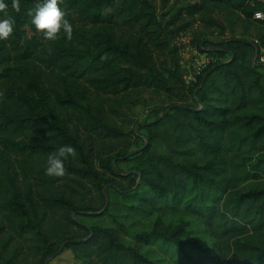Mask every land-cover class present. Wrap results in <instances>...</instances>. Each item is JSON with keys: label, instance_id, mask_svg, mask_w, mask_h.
I'll return each mask as SVG.
<instances>
[{"label": "trees", "instance_id": "1", "mask_svg": "<svg viewBox=\"0 0 264 264\" xmlns=\"http://www.w3.org/2000/svg\"><path fill=\"white\" fill-rule=\"evenodd\" d=\"M36 2L20 0L17 13L5 0L15 26L0 41V261L18 250L17 239H33L28 248L39 264L63 252L76 264H161L139 246L161 240L190 264H264V67L252 65L264 47V20L251 19L264 12L262 2L198 0L166 10L169 0H161L160 14L155 0H62L74 26L70 42L43 40L27 15ZM218 12L237 21L219 20ZM198 21L204 24L195 28ZM210 28L215 40L207 37ZM250 30L253 45L244 42ZM189 31L192 46L218 60L186 82L174 42ZM229 53L233 59L213 70ZM88 93L111 96L115 117L134 105V96L149 94L156 105L127 134L102 106L86 102ZM128 139L143 144L130 152ZM96 141L125 151L91 156ZM63 145L78 156L65 161V176L46 175L47 156ZM123 164L134 174L123 175ZM114 179L129 185L115 188ZM59 183L73 193L89 184L98 205H77L56 189ZM109 184L127 211L154 216L150 231L135 234L136 245L124 244L114 228L70 218L103 210L100 217L113 221L102 191ZM56 208L66 213L65 228L50 237L46 223ZM176 215L200 224L206 240L198 242L194 225L164 222ZM8 255L3 264L14 261Z\"/></svg>", "mask_w": 264, "mask_h": 264}, {"label": "rangeland", "instance_id": "2", "mask_svg": "<svg viewBox=\"0 0 264 264\" xmlns=\"http://www.w3.org/2000/svg\"><path fill=\"white\" fill-rule=\"evenodd\" d=\"M161 0H155V3L157 5V10L160 14H162V11L159 6H160ZM198 0H169L167 3L166 10L175 5L174 7H178L180 5L184 4H194L197 3ZM222 12H218L215 16L219 20H224V16L221 14ZM226 19L230 20L231 22L237 21L234 17L231 16H225ZM199 23H203L202 21H198L196 25L194 26H199ZM226 26H228L226 24ZM229 29V28H228ZM211 28L207 30V37L210 40H215L217 36L211 35ZM237 31H241V25L238 23L237 25ZM188 33L191 34L189 31ZM253 32L250 30L248 33V37L246 38L247 41L253 42L255 40L254 36L251 35ZM257 42V41H256ZM111 96L105 97V98H100L96 94H91L88 93L86 97V102L91 106V107H98L102 106L103 110L105 112V117L106 119L114 126L120 127L124 129L127 134H129V131L135 127L138 124L144 123L148 121L150 118L148 117L149 110L154 108L156 105V100L153 99L149 94L142 95L141 97H136L134 96V105L130 106L128 105L127 108L122 106V111H121V116L120 117H115L112 116L110 111H109V106H114L113 102H111ZM161 99V98H160ZM130 138V137H129ZM129 140V139H128ZM97 142V141H96ZM124 145L127 144L130 149V152H135L137 151L138 147L143 144V141L138 140L135 141L134 139H130L129 141H124ZM112 145H108L106 148L101 149L100 144L97 142L95 144V147L92 150L91 156L97 155H103L106 157H115L125 151L124 147L119 148L117 146L116 150L114 151ZM13 162V161H12ZM9 164V163H8ZM15 165V162H13V166ZM119 168L122 169L124 172L123 175H132L134 174V171H131L127 174L128 171V165H119ZM96 169L101 172V176L109 177L108 173H105L102 169H100V165L97 163L96 164ZM113 181L116 182V187L115 185L109 184L103 188V195L106 199V206L109 203H112L110 205V214L114 216V219H112L108 215H103L100 217L99 214L103 210L98 211L97 213H74L72 212L70 214V218L73 219L75 222H79L85 226H90L93 224H98L101 227L105 228H114L118 231L122 241L126 245H136L134 241V236L136 233H142V232H148L151 229L152 223L154 221V216L149 218V219H144L140 216V214L135 213V212H129L125 208H123L120 205V199L119 197L114 194L113 192L107 190L108 186H113L115 188L121 187L122 189L128 187V183L125 180L122 179H114ZM64 183V182H63ZM59 183L55 187L56 189H60L61 191H65L67 195H70L73 197V201L77 202L76 204L82 203H91L93 205H98V202H96V199L98 197V193L94 190L93 187H91L89 184L84 183V188H78L75 187L76 194L74 195L73 192H70L66 187H64L62 184ZM59 191V190H58ZM65 212L61 211V209L56 208L53 210L51 213L48 214V220L46 223V230L49 234L50 237H54L56 235H59L61 231L65 228ZM165 223H169L171 227L180 225V224H187V227L190 225H194L193 230L196 232H199V234L202 235L200 239H198V242H204L205 233H203V228L201 227L200 224H197L193 221V219L189 216L186 215H176V216H168L164 218ZM49 223V225H48ZM70 230L72 233L76 236H83L84 233L82 231L76 230L75 228L70 226ZM30 237V236H29ZM32 238V237H30ZM5 239V237L1 238ZM16 243H19L18 245V250L15 252H12V250L9 249L8 254H12L14 257V261L10 264H39V261L31 254L28 246L30 243H34V240L32 241H20L16 240ZM141 248V251L144 253L146 257L149 259L155 261L156 263H161V264H190L189 262H185V260L178 254V252L175 250V248L168 243H165L161 240H154L149 246H143L139 245ZM197 252V251H196ZM195 252V253H196ZM2 255V262H6V259L8 258L9 255ZM0 261V264H3ZM43 264H76L73 261L72 255L69 252H63L60 253L59 255L55 257H50L45 260Z\"/></svg>", "mask_w": 264, "mask_h": 264}, {"label": "clouds", "instance_id": "3", "mask_svg": "<svg viewBox=\"0 0 264 264\" xmlns=\"http://www.w3.org/2000/svg\"><path fill=\"white\" fill-rule=\"evenodd\" d=\"M62 0H37L34 7L29 9L27 15L31 17V24L35 29L43 33V40L55 42L65 39L70 42L73 38L74 26L67 18L68 12L60 4ZM9 5L5 0H0V41L8 40L13 32L15 20L8 13ZM11 8L19 13L21 11L20 0H11ZM48 54L51 55L53 49L48 48ZM4 95L0 92V97ZM78 156L75 147L70 145L59 146L55 151L47 156V167L45 174L53 177H63L66 175L64 163L69 158L75 159Z\"/></svg>", "mask_w": 264, "mask_h": 264}, {"label": "built area", "instance_id": "4", "mask_svg": "<svg viewBox=\"0 0 264 264\" xmlns=\"http://www.w3.org/2000/svg\"><path fill=\"white\" fill-rule=\"evenodd\" d=\"M262 2V9L264 10V0ZM252 20H264V12L262 10H256L253 12ZM180 56V67L183 71L184 80L191 82L197 77L201 76L207 68L216 62L217 57L210 53L198 51L191 44V34L188 32L181 33L174 42ZM253 64L264 67V47H260L256 50V54L253 59Z\"/></svg>", "mask_w": 264, "mask_h": 264}, {"label": "water", "instance_id": "5", "mask_svg": "<svg viewBox=\"0 0 264 264\" xmlns=\"http://www.w3.org/2000/svg\"><path fill=\"white\" fill-rule=\"evenodd\" d=\"M244 42L253 45V43H251V42H249V41H244ZM255 54H256V52H255ZM255 54H254V56H255ZM229 55H230V60H227V61H225V62H222V63H220V64H217V65L213 68V70L216 69V68H218V67H220V66H223V65L229 63V62L233 59L232 54L229 53ZM254 56H253V59H254ZM253 59H252V65H253V67H258V65L253 64ZM208 73H209V72H208ZM208 73H206L203 77L205 78V77L207 76ZM167 112H168V111H166V113H167ZM166 113H165V114H166Z\"/></svg>", "mask_w": 264, "mask_h": 264}]
</instances>
